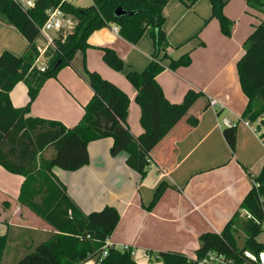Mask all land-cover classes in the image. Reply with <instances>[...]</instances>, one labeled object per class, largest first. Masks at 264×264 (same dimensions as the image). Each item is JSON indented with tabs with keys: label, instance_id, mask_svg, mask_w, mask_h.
<instances>
[{
	"label": "crops",
	"instance_id": "0c3cea01",
	"mask_svg": "<svg viewBox=\"0 0 264 264\" xmlns=\"http://www.w3.org/2000/svg\"><path fill=\"white\" fill-rule=\"evenodd\" d=\"M77 2L74 5L81 7ZM234 7L237 9L232 11ZM223 11L227 18L238 21L236 24L233 21L229 38L221 34L218 22L211 19L209 0H197L191 7L169 0L162 10V29L169 44L167 54L176 59L190 51L191 64L167 69L156 80L170 103H180L188 90L201 92L202 97L189 111V115L197 118V125L189 129L181 122L163 138L151 153L158 164L153 160L155 165L147 167L142 181L126 165V154L110 156V138L87 145L86 166L73 172L52 169L83 213L105 206L117 210L119 222L107 243L115 248H131L138 264L151 262L147 253L179 252L194 257L200 235L222 231L264 164L263 146L241 121L247 100L236 70L244 41L264 15L248 8L244 0H226ZM195 36L198 39L184 44ZM199 41L203 46L198 45ZM88 44L90 47L84 53L87 69L127 94L128 127L138 136L142 132L140 109L125 74L140 72L150 63L154 47L148 32L139 42L130 44L109 25L91 34ZM26 46L19 31L0 18V54L8 51L21 56ZM101 47L112 48L118 54L124 62L123 71L116 72L103 62ZM81 61L82 56L77 54L73 67L61 68L55 78L43 83L31 105L30 117L59 121L67 128L79 122L92 96L89 86L77 74ZM9 96L13 107H24L28 101L25 83L16 84ZM211 99L218 103L215 108L210 106ZM226 117L235 127L233 149L223 136L227 126H218ZM22 182L23 177L0 167V236H9V261L46 241L52 233L40 217L18 203ZM161 182L167 188L148 209ZM240 214L245 218L244 210Z\"/></svg>",
	"mask_w": 264,
	"mask_h": 264
},
{
	"label": "trees",
	"instance_id": "16d2710c",
	"mask_svg": "<svg viewBox=\"0 0 264 264\" xmlns=\"http://www.w3.org/2000/svg\"><path fill=\"white\" fill-rule=\"evenodd\" d=\"M34 6L24 9L18 0H0V18L16 28L27 42L21 56L8 51L0 54V167L23 177L18 203L40 217L52 233L44 242L28 250L14 264H84L89 258L93 264H138L132 249L107 247L102 250L119 222L114 207L105 206L88 214L67 195L66 187L56 178L52 169L73 172L89 163L87 145L110 138L111 157L126 154V165L135 171L140 181L147 173L148 159L154 160L152 150L179 123L189 129L197 125V118L189 115L192 106L202 97L201 92L188 90L180 103H170L163 94L156 77L165 70H176L191 64L190 51L174 59L167 54L169 47L162 26V10L169 0H91L88 7H78L63 0H33ZM191 7L197 0H178ZM211 19L217 20L223 36L231 37L233 21L223 9L226 0H209ZM246 6L264 15V0H244ZM60 7L78 20L75 32L55 40L51 58L44 72L33 67L38 55L39 28L46 20V11ZM132 12L131 16H117L116 9ZM113 25L121 38L136 44L148 32L154 53L148 66L140 71H128L125 78L135 91L134 101L139 106L141 134L133 135L128 127L130 99L126 93L97 72L86 68L84 53L90 47L88 39L94 32ZM198 39H188L189 44ZM183 44V45H184ZM181 45V46H183ZM199 46L203 43L199 41ZM103 62L112 70L121 72L124 62L109 47H101ZM242 54L236 62L240 89L247 103L242 119L254 121L264 113V19L253 27L242 45ZM81 54L79 77L89 86L92 96L84 106L79 122L67 128L59 121L30 117V108L43 83L55 78L61 68L71 66ZM27 86L28 101L24 107H13L10 92L19 82ZM235 127L223 130L225 141L231 149L235 143ZM49 152L48 158L43 157ZM155 161V160H154ZM156 162V161H155ZM156 164H158L156 162ZM167 185L161 182L155 189L148 207L152 208ZM264 195V164L253 177V186L239 205V209L217 234L206 232L199 237L196 258L208 252L224 255L234 264H248L243 253H259L264 244L257 240L263 232L253 220L241 216L249 212L261 219L258 196ZM240 234L244 235L240 245ZM9 236H0V264ZM157 264H197L179 252L147 253ZM154 255V257H153Z\"/></svg>",
	"mask_w": 264,
	"mask_h": 264
},
{
	"label": "built area",
	"instance_id": "2783aa9c",
	"mask_svg": "<svg viewBox=\"0 0 264 264\" xmlns=\"http://www.w3.org/2000/svg\"><path fill=\"white\" fill-rule=\"evenodd\" d=\"M67 1L68 0H63ZM21 6L24 9H28L34 6L33 0H25L24 2H20ZM78 25V20L75 16L64 12L60 7L48 9L46 11V20L44 24L39 28V37L37 39V50L38 55L34 60L33 67L40 72H44L48 68V61L51 58L50 51L55 47V40L60 36L65 38L67 35H71L75 32ZM112 30L115 33H118V28L112 25ZM217 101L214 99L210 100V106L215 108L217 106ZM222 108V105H220ZM242 123L249 128L255 137L259 140L261 145L264 148V113L254 121H248L241 119ZM218 126H232L228 117L223 118L218 122ZM148 166L155 165L154 161L148 159ZM258 201L260 204L262 218L258 219L252 216L249 212L244 211V216L246 219L253 220L257 225L261 226L262 231H264V195L258 196ZM107 247H114L105 242V245L102 250V256H106ZM129 247H119L117 249H127ZM133 254V251H132ZM148 255V254H146ZM244 258L248 262V264H264V247L263 249L254 254L250 251H245L243 253ZM188 260L191 262H195L197 264H234L233 261L227 259L222 254H217L214 252H208L201 258L188 257ZM84 264H93V260L89 258Z\"/></svg>",
	"mask_w": 264,
	"mask_h": 264
},
{
	"label": "rangeland",
	"instance_id": "374dc122",
	"mask_svg": "<svg viewBox=\"0 0 264 264\" xmlns=\"http://www.w3.org/2000/svg\"><path fill=\"white\" fill-rule=\"evenodd\" d=\"M18 1H20V2H24L25 0H18ZM68 1H70L71 3H73V4H78V2L77 1H79V3H80V5H81V7H88L90 4H91V0H68ZM78 7H80V6H78ZM225 8V7H224ZM237 8L236 7H234L233 8V10L232 11H235ZM223 13H224V11H223ZM247 13H249L248 11H247ZM225 15V14H224ZM257 17H258V13H257V15H256ZM239 20V19H238ZM217 21V20H216ZM231 21H235V20H232L231 19ZM236 22H238V21H235V24H236ZM81 54H79L78 53V56H80ZM101 56H102V54H101ZM85 59V58H84ZM86 64V63H85ZM87 68V67H86ZM50 153L49 152H45L44 154H43V157H45V158H48L50 155H49ZM243 236L244 235H242V234H240V245H242V240L241 239H243ZM257 240L260 242V243H263L264 244V232H262L258 237H257ZM10 248H11V246L8 244V246H7V249H6V251H5V254H4V257H3V264H14L19 258H21V256H23V255H21L20 257H18V258H15L13 261H9V255H10V253H11V250H10ZM26 252H28V251H26ZM23 254H26V253H23ZM154 255L156 254V253H153ZM154 255H153V257H154ZM154 259V258H153ZM153 259H151L150 261L151 262H149V264H157Z\"/></svg>",
	"mask_w": 264,
	"mask_h": 264
},
{
	"label": "water",
	"instance_id": "95a60500",
	"mask_svg": "<svg viewBox=\"0 0 264 264\" xmlns=\"http://www.w3.org/2000/svg\"><path fill=\"white\" fill-rule=\"evenodd\" d=\"M115 14L117 16H122V15L131 16L133 13L132 12H128V11H124L121 8H118V9H116Z\"/></svg>",
	"mask_w": 264,
	"mask_h": 264
}]
</instances>
